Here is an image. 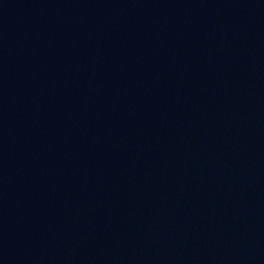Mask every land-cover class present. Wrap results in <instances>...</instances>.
Wrapping results in <instances>:
<instances>
[{
	"label": "water",
	"instance_id": "1",
	"mask_svg": "<svg viewBox=\"0 0 264 264\" xmlns=\"http://www.w3.org/2000/svg\"><path fill=\"white\" fill-rule=\"evenodd\" d=\"M0 264H264V0H0Z\"/></svg>",
	"mask_w": 264,
	"mask_h": 264
}]
</instances>
